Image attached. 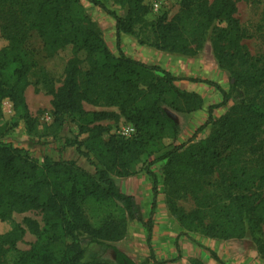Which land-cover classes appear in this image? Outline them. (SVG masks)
<instances>
[{
    "label": "trees",
    "instance_id": "16d2710c",
    "mask_svg": "<svg viewBox=\"0 0 264 264\" xmlns=\"http://www.w3.org/2000/svg\"><path fill=\"white\" fill-rule=\"evenodd\" d=\"M88 1L114 19L118 56L109 49L80 0H0L3 7L8 3L11 19L20 16L22 20H13L17 31L8 33V46L0 50V103L8 99L26 131H35L38 122L25 98L33 65L23 48V25L38 32L47 52L71 44L74 49L65 63L60 85L54 87L43 69L39 79L50 86L52 124L61 127L70 117L78 125L79 134L88 133L84 141L77 136L65 138L64 147H75L93 168L89 171L73 159L44 156L39 161L27 149L0 141V220L9 219L14 212L29 210L39 211L43 219L37 240L21 251L13 264H144L114 243L125 236L129 220L139 221L150 236L157 176L145 167L153 198L151 215L143 220L134 196L123 192L112 175L131 176L143 157L159 152L165 137L177 136L179 126L165 107L177 113H191L200 108L202 98L196 92L178 88L177 77L161 66L126 56L120 46L121 34H134L136 25L144 24L152 34L149 46L191 57L197 55L217 21H224L225 25L213 32L212 52L219 68L230 74L229 89L214 81L189 78L216 87L222 95L221 102L208 107L206 121L188 145L174 146L150 164L165 160L164 180L175 189H187L193 178L192 210L186 211L174 201L167 202L181 233L219 239L248 238L264 258V63L252 58L241 44L235 1L180 0L179 11L172 17L162 14L150 22L145 19L149 10L144 0H119L127 7L124 16L101 0ZM80 50L86 51L89 60L93 57L82 82ZM241 87L250 94L245 97ZM233 93L239 94L238 103L214 119L213 108L226 104ZM84 102L116 106L134 132L130 136L112 134L103 139L105 128L97 121L113 118L114 114L93 111L87 122ZM210 123L213 129L209 136L202 142L191 143L196 133ZM4 135L5 128L0 126V138ZM245 153L256 155L255 160L241 159L240 154ZM211 176L213 181L209 179ZM205 186L214 187L212 205ZM88 198L116 202L122 215L109 214L99 225H93L82 207ZM23 233L24 229L16 226L0 235V239L15 247ZM91 245L111 249L114 261L99 259L95 253L86 258ZM211 254L217 258L214 252ZM191 264L204 263L194 258Z\"/></svg>",
    "mask_w": 264,
    "mask_h": 264
},
{
    "label": "rangeland",
    "instance_id": "374dc122",
    "mask_svg": "<svg viewBox=\"0 0 264 264\" xmlns=\"http://www.w3.org/2000/svg\"><path fill=\"white\" fill-rule=\"evenodd\" d=\"M101 1L104 2L109 9L114 10L118 15L124 16L126 14L127 7L121 4L119 0ZM234 1L237 7L236 17L239 21V26L242 32L241 44L244 46V49L249 52V55L252 58H258L261 63H264V0ZM80 3L84 7L86 13L94 23L95 28L99 31L109 49L114 55L118 56L115 42L114 19L102 8L92 4L88 0H80ZM179 3L180 0H144V4L149 10L145 19L150 22L162 14H166L167 17L170 18L179 11ZM8 9V3H6L4 7L0 5V50L8 46V33L13 34L17 31V29L13 26V20H18L19 22L22 21L21 17L17 15V18L14 17L11 19L8 14L9 11H7ZM224 25V21L215 22L213 28L209 30L202 48L197 53L198 56L200 55L202 57L203 63L201 67L203 66L206 70H210V72H212L213 69H210L211 66L209 61L214 58L212 52L213 32L217 27ZM22 27V32L24 33L23 48L27 50L29 59L33 65L28 74L29 85L25 89V98L30 113L37 119L38 124L33 133H28L23 120L19 118V114L12 108L11 102L8 99H3L0 103V126L5 128V135L0 138V141L27 149L29 153L39 161H42L44 156H48L54 160L73 159L77 162V164L86 167L89 171H93V168L88 163L89 161L87 158L79 155L75 147H64L65 138L77 136L78 139L84 141L88 137V133L79 134L78 125L73 122L70 117L67 118L65 124L61 127L52 124V95L49 92L50 86L44 85L39 79V72L43 69L49 79H51L54 87L60 85L63 78L65 63L71 56L74 47L71 44H68L56 51L47 52L43 48V42L38 32L35 29L28 28L27 25H23ZM140 41L143 43H140ZM151 41L152 34L149 26L142 24L136 25L134 34H121L120 46L126 56L130 58L140 57V47H148L151 44ZM78 57L81 60L79 80L82 82L84 76L91 67V60H93V57L89 60L85 50H80L78 52ZM170 65L173 67V63ZM223 73L224 78L220 81L221 85L218 82L215 83H217L221 88L228 90L231 82L230 74L225 69H223ZM179 80H189V78H177L175 81L176 86L181 90H184L178 86ZM205 87L206 90L204 91V96L207 98V102L212 103L207 105L206 101H203V98L200 95L202 98V105L198 110H196L200 113V115L201 111L208 112V107L210 105H218L222 99V95L216 87L209 84H205ZM240 92L245 95V97L250 94L243 87L240 88ZM238 101L239 94L233 93L226 104L213 108L212 113L214 119L220 118L232 105L238 103ZM83 105L85 111L88 113L87 122L90 121V113L93 111H108L114 114L113 118L97 121V123L101 124L105 128L102 134L103 139H107L112 134L123 136H130L132 134L131 132L129 134H124V132H128L127 126L130 124L125 121L123 116L120 115L116 106L92 105L87 102H84ZM165 109L168 112H171L168 107H165ZM186 117L187 116L184 114L176 115L180 126H183V120L186 119ZM92 125L93 124H90L89 126ZM212 129V123L207 124L203 130L196 133V136L191 140V143L204 141L209 136ZM196 130L191 133L186 132L181 135L177 134L175 137H165L162 141L163 147H159V152L154 153L149 157H143L134 167V173L132 175L137 173L148 175L145 171V167L147 166L155 173L158 180L157 195L159 194L162 197L165 203L166 213L167 215L169 214V216H171V214L169 213L167 202L174 201L178 206L182 207L186 211H190L195 207V201L191 192L193 178H190V183L187 189H175L170 187L164 180L163 164L165 160H161L153 164H150V161L161 153L172 149L174 146L183 143L188 145ZM234 147L237 146L234 145ZM255 157L256 155L254 154H240V158L247 161H254ZM112 176L114 177L117 185L122 184L125 178L116 175ZM209 179L210 181H213L214 177L211 176ZM205 187V191L208 193L207 197L212 205L215 202V197L212 195L214 187ZM82 207L87 218L93 225H99L102 219L109 214H113L114 216L122 215V209L116 202H97L94 199L88 198L82 203ZM154 214L155 213L151 215V212L144 214L143 220H147L151 215L153 221ZM137 222L139 221H128L131 227L132 224ZM16 226L24 229V233L16 240L15 247H11L7 243H3L0 239V264H13L18 259L19 253L28 249L31 243L37 240L38 232H40L43 227L42 214L36 210H29L21 213L14 212L11 214L9 219L0 220V235L11 231ZM262 238L264 239V232L262 234ZM114 245L119 247L117 242L114 243ZM90 247V251L87 252L86 258H89L91 254L95 253L99 259L106 260L111 263L114 261L111 249L103 250L95 245H91Z\"/></svg>",
    "mask_w": 264,
    "mask_h": 264
},
{
    "label": "crops",
    "instance_id": "0c3cea01",
    "mask_svg": "<svg viewBox=\"0 0 264 264\" xmlns=\"http://www.w3.org/2000/svg\"><path fill=\"white\" fill-rule=\"evenodd\" d=\"M140 57H132L149 65H159L170 71L177 78H199L218 82L224 78V73L213 58L210 62V70L202 65V57H192L172 54L157 50L151 46L140 47ZM173 63V67L170 65ZM179 87L189 92H196L204 96L206 90L204 82H193L191 80H179ZM224 89V88H223ZM206 98V99H205ZM204 104V102H203ZM179 126V135L186 132H194L207 119V111L191 113L168 112ZM184 114L186 119L183 126L179 125L176 115ZM189 125V126H188ZM119 188L134 196L139 206L141 216L151 212L153 198L151 179L148 175L137 173L124 178ZM152 231L150 236L140 222L127 225L125 236L117 242L119 248L134 259L144 264H191L194 258L204 264H264V258L258 253L255 244L251 239H219L204 236L199 233L188 232L187 235L180 234L181 228L173 217L167 215L165 203L162 197L156 196ZM188 236V237H187ZM193 239V240H192ZM211 251L215 253V258Z\"/></svg>",
    "mask_w": 264,
    "mask_h": 264
},
{
    "label": "built area",
    "instance_id": "2783aa9c",
    "mask_svg": "<svg viewBox=\"0 0 264 264\" xmlns=\"http://www.w3.org/2000/svg\"><path fill=\"white\" fill-rule=\"evenodd\" d=\"M127 130H128V132H124V134H129L130 132L132 133V132H134V128L132 127V126H127Z\"/></svg>",
    "mask_w": 264,
    "mask_h": 264
}]
</instances>
